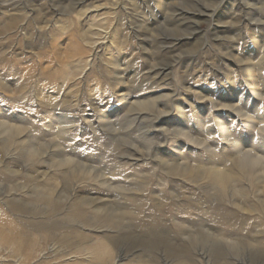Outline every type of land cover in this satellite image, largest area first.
<instances>
[{
  "label": "rangeland",
  "instance_id": "374dc122",
  "mask_svg": "<svg viewBox=\"0 0 264 264\" xmlns=\"http://www.w3.org/2000/svg\"><path fill=\"white\" fill-rule=\"evenodd\" d=\"M263 1L0 0V264H264Z\"/></svg>",
  "mask_w": 264,
  "mask_h": 264
},
{
  "label": "bare ground",
  "instance_id": "6f19581e",
  "mask_svg": "<svg viewBox=\"0 0 264 264\" xmlns=\"http://www.w3.org/2000/svg\"><path fill=\"white\" fill-rule=\"evenodd\" d=\"M200 2L201 1H205V0H199ZM205 3V2H204ZM114 5H117V4H114ZM198 6H199V4H198ZM213 7V6H212ZM205 9H202V8H199L198 10H196V11H198L199 13L201 12V13H203V14H208V15H212L213 14V11L211 12L210 10L208 11V9L209 8H207V7H204ZM245 8H250V9H253V10H250V14L252 15L253 14V12L255 11L256 13L257 12H261V11H264V1L261 3V5H256L255 3H251V2H246L245 3ZM182 12V11H181ZM197 14V13H196ZM189 17V16H188ZM263 18V17H262ZM262 18H260V17H254V18H252L253 20H255L256 22H259V23H264V19H262ZM192 19V18H191ZM92 49V48H91ZM94 50V49H93ZM91 51V50H90ZM95 51V50H94ZM1 126L2 127H4V130L3 131H1L0 130V132L1 133H4V132H8L10 135H18V134H20V132L22 131V129H23V127H21V126H16V125H11V124H7L6 122H4V123H1ZM1 127V128H2ZM241 150V149H240ZM243 151V150H242ZM240 152V151H239ZM245 152H247V151H245ZM245 155H248V157H249V159H251V161L255 164V163H260V164H263L264 165V157H261L260 155H257L256 153H254V154H251V153H246ZM247 159V158H246ZM68 161H71V159H67ZM0 163L1 164H3L2 163V161H0ZM211 170H214L213 168L211 169ZM213 173H215L216 174V176H217V178H218V180H220V182H225V181H227L228 180V178H230V176H231V174H230V172H228V171H226V170H224V171H221V170H215V171H212ZM99 203H101V202H99ZM87 204V203H86ZM89 205H90V203H89ZM92 209H100L101 207L100 206H97V205H95V206H90ZM9 232V231H8ZM6 234H8L4 229H0V248H2V246L3 245H5L6 243H8L9 241H7L8 239H10V238H8L7 240H6ZM11 235V234H10ZM18 238V237H17ZM13 240V239H12ZM11 240V241H12ZM25 242V241H24ZM30 242H31V240H30ZM33 242V241H32ZM31 242V243H32ZM103 242V241H102ZM12 243V242H11ZM30 243V244H31ZM12 245H14V243L12 244ZM18 245V244H17ZM27 245V244H26ZM38 245H39V243H38ZM16 246V245H15ZM31 246V249H32V245H30ZM35 246V245H34ZM37 246V245H36ZM92 246V245H91ZM21 247V246H20ZM24 247V246H23ZM40 247H41V245H40ZM39 247V248H40ZM94 247V246H93ZM14 248V247H13ZM96 248V249H95ZM93 250L94 251H96V252H100L101 253V255H100V257H99V260H100V263H108L107 262V260L109 259V252H108V250H109V245H108V243L107 242H104V243H102L99 247H95ZM21 248H19V250H20ZM24 249H25V247H24ZM55 248H54V246H52V251L54 250ZM92 249V248H91ZM11 250V249H10ZM15 250V249H14ZM22 250V249H21ZM47 249H45V248H42V249H40L39 251H38V254L36 253V255L34 256V258L33 259H31V260H33V263H36V262H39V264H40V262H44V260H46V259H48V257H51V256H47V251H46ZM12 251V250H11ZM32 251V250H31ZM55 251V250H54ZM53 251V252H54ZM7 252V251H6ZM24 252H26V251H24ZM23 252V253H24ZM30 252V251H29ZM21 253H22V251H21ZM22 253V254H23ZM90 253L91 254H93L94 252L93 251H90ZM27 254V253H26ZM31 254V253H30ZM1 255V254H0ZM18 255V254H17ZM27 255H25V257H26ZM28 257H29V254H28ZM64 257V256H63ZM21 258H22V256H21ZM25 259V258H24ZM51 259V258H50ZM54 259V258H53ZM60 259V258H59ZM22 259H18L17 261H19L20 263H22V261H21ZM24 261V260H23ZM47 261V260H46ZM56 261V260H55ZM1 262V261H0ZM56 262H58V261H56ZM61 262V261H60ZM59 262V263H60ZM2 263V262H1ZM31 263V262H30ZM5 264V263H4ZM19 264V263H18Z\"/></svg>",
  "mask_w": 264,
  "mask_h": 264
}]
</instances>
